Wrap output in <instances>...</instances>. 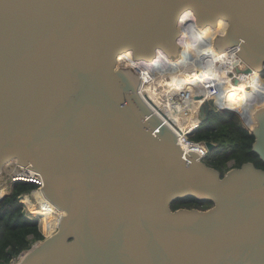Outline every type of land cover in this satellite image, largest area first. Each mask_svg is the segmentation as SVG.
I'll list each match as a JSON object with an SVG mask.
<instances>
[{
	"label": "water",
	"instance_id": "obj_1",
	"mask_svg": "<svg viewBox=\"0 0 264 264\" xmlns=\"http://www.w3.org/2000/svg\"><path fill=\"white\" fill-rule=\"evenodd\" d=\"M185 13L223 20L216 48L264 74V0H0V174L38 173L64 213L15 264H264V169L223 175L184 151L118 61L178 58ZM254 117L264 162V107ZM186 198L212 206L173 209Z\"/></svg>",
	"mask_w": 264,
	"mask_h": 264
},
{
	"label": "bare ground",
	"instance_id": "obj_2",
	"mask_svg": "<svg viewBox=\"0 0 264 264\" xmlns=\"http://www.w3.org/2000/svg\"><path fill=\"white\" fill-rule=\"evenodd\" d=\"M194 22L187 13L181 17L178 58L172 59L157 54L150 61L139 62L132 60L130 54H124L118 57V61L141 74L143 85L140 87L141 93L159 117L171 129H175L180 136L178 142L182 148L205 158L211 152L203 146L193 147L187 140L189 133L192 134L203 119L202 109L209 104L205 97L218 94L219 91L217 108L224 110L225 114L234 115L232 117L242 126L253 129L256 124L255 113L257 109L264 107V105L257 107L264 101V97H258L260 94L264 95V76L256 70L248 72V66L234 47H227L222 51L216 48V38L223 35L220 32H226V23L223 20L215 27L205 28ZM183 32L188 33L186 41L182 40ZM189 66L201 68L202 71L198 75H189ZM144 70L147 72L144 73ZM233 75L240 80L234 81ZM257 75L261 78L254 79ZM228 88H240L255 94L249 96L246 92L231 91ZM168 109L173 113L169 114ZM16 167L15 164H11L6 168V172L11 173ZM5 194L4 189L0 191V197ZM34 195L41 209L37 207L38 210L32 213L45 219L49 229H56L64 213L47 200L42 192H34ZM27 202L28 206L32 205L28 198ZM53 213L56 215L58 213L57 216L54 215L55 219L52 218Z\"/></svg>",
	"mask_w": 264,
	"mask_h": 264
},
{
	"label": "trees",
	"instance_id": "obj_3",
	"mask_svg": "<svg viewBox=\"0 0 264 264\" xmlns=\"http://www.w3.org/2000/svg\"><path fill=\"white\" fill-rule=\"evenodd\" d=\"M223 116L211 114L195 131L196 135L193 137L196 142L215 143V149L210 155L213 160L208 162V165L223 175L230 170V161H234L233 168L253 162L258 168L264 169V162L253 151V133L245 129L234 117L228 114ZM214 119L217 122H213ZM37 187L34 183L16 182L12 194L0 202V264H10L14 257L29 250L35 241L44 239L38 223L25 216L19 202L21 194L29 193ZM211 206L212 203L207 201L186 198L177 200L172 207L174 210L193 207L205 210Z\"/></svg>",
	"mask_w": 264,
	"mask_h": 264
},
{
	"label": "built area",
	"instance_id": "obj_4",
	"mask_svg": "<svg viewBox=\"0 0 264 264\" xmlns=\"http://www.w3.org/2000/svg\"><path fill=\"white\" fill-rule=\"evenodd\" d=\"M219 30H220V28H218ZM226 29H227V26H226ZM221 31V30H220ZM225 33V32H224ZM224 33H221L220 32V34H224ZM219 34V35H220ZM234 49L236 50V52H238V47L237 46H235L234 47ZM238 54V53H237ZM244 62V61H243ZM245 63V62H244ZM247 65V64H246ZM137 74H139V76H140V78H141V82H140V87L141 86H143L142 85V77H141V74L137 71ZM233 80L234 81H239L240 79L238 78V77H236V75H233ZM139 92H140V94H141V96L144 98V100L147 102L148 100H147V98L141 93V91H140V88H139ZM200 124H201V122L199 123V126H200ZM199 126L197 127V128H195V130H194V132L199 128ZM245 127V126H244ZM248 131H250V132H252L251 131V129H249L248 127H245ZM173 131L176 133V131H175V129H173ZM193 132V133H194ZM192 133V134H193ZM190 135L188 136V138H187V140H188V143L189 144H191V146H193V147H198V146H200V147H202L203 146V148H206L207 150H208V152H210L209 151V149H208V147H207V145H206V143L207 142H205V141H201V142H196V141H193V140H191V133H189ZM176 135H177V137L179 138L180 136L176 133ZM180 140V139H179ZM180 144V143H179ZM182 147V146H181ZM184 150V149H183ZM184 151H186V150H184ZM187 153H189V151H186ZM208 157V156H207ZM207 157H205V158H203V157H199L201 160H203L204 161V159H206ZM11 164H15L17 167H16V169H15V171H13V172H11V173H7L6 172V168L7 167H9ZM233 166H234V161H231V162H229V168L230 169H232L233 168ZM3 172H6L10 177H11V180H12V184H14V183H16V182H20V181H24V182H29V183H34V184H36L38 187L36 188V189H34L30 194H21L20 195V197H19V202H20V204L22 205V207L24 208V210H26V213H24L25 214V216L29 219V220H31V221H35V222H38L39 223V228H40V231H41V233H42V235L44 236V239H46V238H48V237H50V236H52L57 230H58V227H59V224H60V221H59V223H58V225H57V227H56V229H54L53 230V228H48L47 226H46V221H45V219H43V218H39V217H37V216H35L33 213H32V211H31V209H29V206H28V202H27V198H30L31 199V201L33 202H37L36 201V197H35V195H34V192H37V191H39V192H42V187H43V178L38 174V173H36V172H34V171H32V170H30V169H26V168H24V167H21L20 165H18L15 161H11V162H8L6 165H5V168L3 169ZM2 172V173H3ZM1 173V174H2ZM43 193V192H42ZM32 198H34V199H32ZM28 206V207H27ZM27 207V208H26ZM50 231H51V233H50ZM43 239V240H44ZM40 241H42V240H38V241H35L34 243H33V245L32 246H34L35 244H37L38 242H40ZM22 257H23V255L22 254H20L19 256H17V257H14L13 259H12V261H11V263L10 264H15V263H17V262H19L21 259H22Z\"/></svg>",
	"mask_w": 264,
	"mask_h": 264
},
{
	"label": "rangeland",
	"instance_id": "obj_5",
	"mask_svg": "<svg viewBox=\"0 0 264 264\" xmlns=\"http://www.w3.org/2000/svg\"><path fill=\"white\" fill-rule=\"evenodd\" d=\"M194 24H195V22H194ZM195 26V25H194ZM196 28V27H195ZM187 35H188V33H185V32H183V36H182V40H185L186 41V37H187ZM185 45H186V43H184ZM120 66H122V67H125V68H129V67H127L126 65H120ZM189 68H190V71L188 72L189 73V75H198L202 70H200L201 68H198V67H193V66H189ZM145 72H147L146 70H144V73ZM259 76L257 75L256 77H254V79H256V78H258ZM261 78V77H260ZM224 86H226V85H224ZM224 86H222L223 88H224ZM229 90H231V91H236V92H238V91H241V92H246V91H244V90H242V89H240V88H236V89H231V88H228ZM217 93L219 94V91H217ZM249 96H252L253 94H255V92H246ZM218 94H214V95H211V96H209V97H205V99H207V100H209L210 101V103H209V106H210V112H209V116L211 115V114H220V115H227V113L225 114V111L224 110H222V109H218L217 108V106H216V103H217V101H218ZM258 97H264V95L263 94H260ZM264 105V101L262 102H260L259 104H258V106L257 107H261V106H263ZM256 107V108H257ZM169 111H170V113L169 114H172L173 112L170 110V109H168ZM228 115H231V116H234V115H232V114H228ZM225 116H223V117H225ZM209 119V118H208ZM207 119V120H208ZM206 120V121H207ZM202 122H201V124L203 123V122H205V121H203V119L201 120ZM213 122H217L215 119L213 120ZM239 122V121H238ZM200 124V125H201ZM200 127V126H199ZM199 129V128H198ZM246 129V128H245ZM196 135V132H194L192 135H191V140H193V141H195V139L193 138L194 136ZM215 144V143H214ZM211 155V153L209 154V156ZM208 156V157H209ZM208 157L206 158V159H204V161L205 162H207L208 163ZM231 162V161H230ZM8 173V172H7ZM6 172H3L2 174H0V191L1 190H5L6 191V195L7 196H9V195H11L12 194V192H13V186H14V184H12V180H11V177L7 174ZM32 192V191H31ZM31 192H29V193H25V194H30ZM29 199V201H30V203L32 204V205H29V209H31V211L32 212H35V211H37L38 209H37V207H39V209H41V206H40V203H39V201H37V204L33 201H31V199L30 198H28ZM32 199H34V198H32ZM28 207V206H27ZM26 207V208H27ZM193 208H195V207H193ZM210 208V207H209ZM208 209V208H207ZM22 210H23V212L24 213H26V210H24V208L22 207ZM201 210H203V209H201ZM206 210V209H205ZM54 215H56L55 213H53V216H52V218H54L55 219V216ZM57 215H58V213H57ZM56 215V216H57ZM38 223V222H37ZM38 225H39V223H38Z\"/></svg>",
	"mask_w": 264,
	"mask_h": 264
},
{
	"label": "flooded vegetation",
	"instance_id": "obj_6",
	"mask_svg": "<svg viewBox=\"0 0 264 264\" xmlns=\"http://www.w3.org/2000/svg\"><path fill=\"white\" fill-rule=\"evenodd\" d=\"M263 76H264V74H263ZM208 102L210 103V101L208 100ZM244 127V126H243ZM245 128V127H244ZM209 156V155H208ZM213 159L209 156L208 157V162H211Z\"/></svg>",
	"mask_w": 264,
	"mask_h": 264
}]
</instances>
